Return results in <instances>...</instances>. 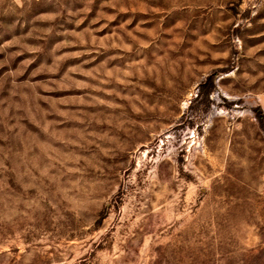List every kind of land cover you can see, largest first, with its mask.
<instances>
[{
	"label": "rangeland",
	"instance_id": "rangeland-1",
	"mask_svg": "<svg viewBox=\"0 0 264 264\" xmlns=\"http://www.w3.org/2000/svg\"><path fill=\"white\" fill-rule=\"evenodd\" d=\"M0 264H264V0H0Z\"/></svg>",
	"mask_w": 264,
	"mask_h": 264
}]
</instances>
